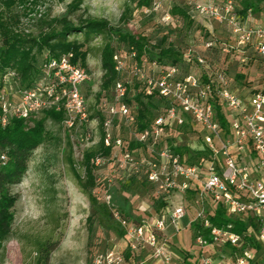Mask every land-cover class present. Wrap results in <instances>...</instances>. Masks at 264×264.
<instances>
[{
  "label": "built area",
  "instance_id": "built-area-1",
  "mask_svg": "<svg viewBox=\"0 0 264 264\" xmlns=\"http://www.w3.org/2000/svg\"><path fill=\"white\" fill-rule=\"evenodd\" d=\"M174 4L207 23L211 37L204 41L206 48L234 53L244 68L250 61L264 67V21L250 9L242 14L236 0H151L142 12L146 16L161 14L162 20L170 22L168 8ZM215 26L226 31L223 41L213 36ZM135 56L133 49L126 57L114 55L115 70L123 76L113 83L110 97L101 98L96 105L102 115V139L105 146L115 149L117 170L127 177L144 178L168 204L158 212L138 206L142 213L138 220L126 218L115 209L113 215L125 230L121 246L97 253L92 264H124V251L140 257L134 264H169L173 255L163 236L169 228L178 232L189 215L182 203L170 204L171 197L178 194L182 199L189 191L200 204L194 218L208 230V235L197 232L194 236L199 249L196 264H264V77L256 80L246 73L238 86L227 72V63L224 68L212 69L214 63L197 56V63L211 70L208 79L202 81L196 75L180 76L176 65L162 66L153 61L147 71L136 62L130 63ZM72 57L73 53H68L49 59L42 69L45 80L32 90L17 88L9 93L4 89L0 95L1 124L5 125L11 114L27 118L55 110L63 113L70 128L86 125L90 110L82 85L90 75L72 63ZM138 93L165 102L162 111L143 129L127 101ZM215 102L222 105L225 125L219 122ZM187 118L198 126L200 150L208 154L193 163L172 152L165 139L168 130L181 127ZM121 119L129 138L117 133ZM131 143L137 147L130 149ZM139 146L147 148L148 154L136 153ZM105 160L96 156L91 163L97 167ZM217 206L231 220L243 221V234L232 230V221L222 227L210 224L208 214ZM216 248L220 251L214 256L211 251Z\"/></svg>",
  "mask_w": 264,
  "mask_h": 264
},
{
  "label": "rangeland",
  "instance_id": "rangeland-1",
  "mask_svg": "<svg viewBox=\"0 0 264 264\" xmlns=\"http://www.w3.org/2000/svg\"><path fill=\"white\" fill-rule=\"evenodd\" d=\"M72 1L38 0L22 7L14 6L10 10L3 9L0 4V12L12 21L17 20L16 28L29 37L38 33L40 16H66L74 24L87 17L106 19L112 31L142 34L156 43L171 45L181 56L177 63L180 76L204 72L196 61L197 56L213 59L220 65L221 53L215 51L216 54H211L204 46L205 39L210 35L207 23L191 14L187 17L171 14V21L165 22L161 14L146 16L142 9L136 8L128 0H82L74 10L70 7ZM170 9L168 8L169 12ZM254 14L259 21H264V1ZM214 31L213 36L223 41L226 34L224 28L215 26ZM109 33L87 36L83 32H73L68 36V40L77 41L88 52L85 66L90 79L83 83L82 91L90 110L89 121L80 128H70L64 121L63 113L59 111L53 110L57 113L46 117H43L42 112L35 113L36 119L43 118V132L30 154L26 171L8 185L7 193L15 199L11 208L13 221L10 232L0 245V264H91L97 253L112 246H121V237L99 223L91 206L90 196L102 203L109 202V205L117 202L126 204L131 214L137 218L142 217L138 206L153 212L157 210L158 196L154 187L137 178L127 180L126 174L115 168V149L107 161L95 168L94 188L85 192L77 181L76 176L84 174L81 164L83 152L97 149L102 133L101 119L97 116L96 109L102 94L101 49L106 42H110L125 50L118 35ZM42 57V52L36 54L38 64ZM238 66V62L234 63L229 71L231 76L236 74ZM246 73L259 80L264 77V67H257L255 61H250L246 66ZM2 77L0 70L1 80ZM11 78L9 76L7 84L5 79V86L3 81L4 89L9 93L14 92L15 87ZM45 78L46 74L42 70L35 76L37 84ZM10 96L12 95L9 98ZM134 103L131 107L136 110L137 100ZM156 104L155 109L158 111L162 105ZM119 128V134L125 139L129 138L128 127L122 119L119 121ZM198 130V126L187 118L181 127L168 130L165 139L167 142L170 138L174 144L188 147L189 151L184 153V158L195 161L198 156L193 152L201 148ZM86 135L88 139L85 138ZM147 151V148L139 146L136 153L143 155L148 154ZM179 203L187 207L189 215L182 220L178 232L169 228L163 237L171 248L174 264H196L199 249L194 241L197 232L192 223L200 222L194 218L196 212L200 211V204L190 191L182 199L178 194L171 197L170 204ZM208 206H211L210 203ZM218 251L220 248L211 253L215 256Z\"/></svg>",
  "mask_w": 264,
  "mask_h": 264
},
{
  "label": "trees",
  "instance_id": "trees-1",
  "mask_svg": "<svg viewBox=\"0 0 264 264\" xmlns=\"http://www.w3.org/2000/svg\"><path fill=\"white\" fill-rule=\"evenodd\" d=\"M38 0H0V4L5 10H10L14 6H25L26 4L36 3ZM133 3L136 8L144 9L150 4L151 0H128ZM264 0H236L242 7V14H246V11L250 9L253 13L258 12L261 2ZM82 0H73L70 3L72 10L77 9ZM172 15L186 16L188 12L185 7L180 5H172L170 9ZM17 20L12 21L11 18L5 16L0 12V70L3 75V79H0V95L3 93L5 86V79L8 77V73L13 72L14 76L11 78L15 83L14 90L17 88L22 90H32L36 87L37 82L35 80L36 74L43 69V65L51 58H60L68 53H73V57L70 59L72 63L78 66H85L87 50L83 49V45L75 40H68V36L73 32H83L85 35L98 34L101 32H110L118 35V38L122 41L125 50L118 45H113L110 42H106L100 52V63L103 70L101 77V90L102 94L99 100L103 97L108 98L111 95V89L113 83L122 78L123 75L115 70L114 55L118 54L121 57H126L129 54V50L133 49L136 52V56L130 60V63L136 62L145 70H150V63L157 62L162 66L177 65L181 60V56L171 45L164 46L160 42H154L142 34H135L131 32H120L118 30L112 31L108 21L103 18L87 17L81 19L80 22L74 24L72 20L66 16L49 17L40 16L38 19L39 31L35 36L29 37L28 34L20 32L16 28ZM109 33V34H110ZM209 35L206 39L210 38ZM205 39V40H206ZM206 48V47H205ZM211 54H216L215 51H219L222 56L220 65L215 63V60L205 58L202 56L208 64L214 63L215 68H224L227 63V72L233 67L234 63L238 62V71L233 76H230L232 82L235 85H241V82L246 74V68L239 64V59L236 55L227 54L222 52L218 47L206 48ZM43 53V57L40 64L37 63L36 54ZM186 61H190L186 59ZM219 64V63H218ZM179 68V67H178ZM207 66H202L204 72L199 75L202 81H206L210 76V71L206 69ZM180 71V69H179ZM9 80V77L6 79ZM4 81V86H3ZM138 108H136V117L138 119V126L140 129L145 128L152 117L162 111L165 102L154 95L145 96V94L138 93L132 98H127V101L131 106L136 102ZM98 100V101H99ZM155 102H154V101ZM161 103L162 107L156 111L157 104ZM216 114L219 117L221 125L227 123L222 113V105L215 102ZM224 109V108H223ZM156 111V113H155ZM43 117L51 115V113H57L53 110H43ZM2 114L1 101H0V117ZM62 114V113H61ZM97 116L102 119V115L97 111ZM120 129V128H119ZM115 131V130H114ZM43 132V118L36 119L35 114L30 115L27 118L17 117L13 114L9 116V120L5 125L1 124L0 120V245L3 238L10 232L11 224L13 221L12 207L14 204V197L7 193L8 185L27 169V162L32 150L36 146L38 138ZM119 134V130H117ZM120 135V134H119ZM103 131L101 133L100 141L97 149H87L82 154L81 164L84 169L83 176L77 175V181L83 191L88 192L95 187L96 175L95 168L91 163V159L100 156L109 159V155L112 153L111 147L105 146L103 143ZM115 137V132H114ZM167 146L175 154H179L181 158L187 163H193L197 159L206 157L208 154L205 150H196L194 155L198 156L195 161L189 160L188 157L184 158V153L189 151L188 147L174 144L167 139ZM130 149L135 148L134 143L130 144ZM115 152V150H114ZM4 156V158H1ZM109 156V157H108ZM137 178L141 181L147 182L144 178L137 176L128 177L127 180ZM148 183V182H147ZM193 194V193H192ZM156 211H159L162 207L166 206L167 202L161 195H157ZM90 203L93 207L95 214H97L99 223L107 229L114 230L118 236H120L122 243L125 233L124 228L119 224L113 215V211L118 210L121 215L126 218L138 220L134 217L130 210L126 207V204L117 202L109 205V202L102 203L96 197L90 196ZM124 206V207H123ZM208 220L211 225L222 227L233 222L232 230L235 233L241 234L244 230V223L242 220H231L224 212L221 206H217L212 214H208ZM196 232L204 235H208V230L203 228L199 222L192 223ZM243 234V233H242ZM253 245L252 242H249ZM256 245V244H255ZM257 246V245H256ZM107 249V248H106ZM125 252V263L134 264L140 260V257L131 255L128 251ZM95 256V255H94ZM93 259V258H92ZM92 264V261H91Z\"/></svg>",
  "mask_w": 264,
  "mask_h": 264
},
{
  "label": "crops",
  "instance_id": "crops-1",
  "mask_svg": "<svg viewBox=\"0 0 264 264\" xmlns=\"http://www.w3.org/2000/svg\"><path fill=\"white\" fill-rule=\"evenodd\" d=\"M187 217V216H186ZM153 264H159L158 262H155V263H153ZM169 264H174V262H173V258H172V260L170 261V263Z\"/></svg>",
  "mask_w": 264,
  "mask_h": 264
}]
</instances>
